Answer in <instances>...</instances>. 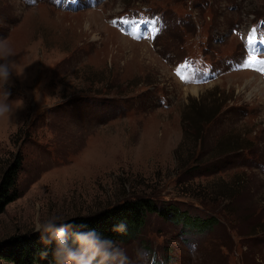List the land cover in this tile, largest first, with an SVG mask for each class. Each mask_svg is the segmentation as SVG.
<instances>
[{
	"label": "rangeland",
	"instance_id": "1",
	"mask_svg": "<svg viewBox=\"0 0 264 264\" xmlns=\"http://www.w3.org/2000/svg\"><path fill=\"white\" fill-rule=\"evenodd\" d=\"M262 41L264 0H0V241L144 196L216 221L147 214L127 264H264Z\"/></svg>",
	"mask_w": 264,
	"mask_h": 264
},
{
	"label": "trees",
	"instance_id": "2",
	"mask_svg": "<svg viewBox=\"0 0 264 264\" xmlns=\"http://www.w3.org/2000/svg\"><path fill=\"white\" fill-rule=\"evenodd\" d=\"M22 162L23 157L18 153L0 176V214L4 212L7 205L19 197L16 184ZM147 214H155L165 220L180 224L184 232L210 230L216 221L212 216L204 218L189 216L175 205H157L155 201L141 196L125 199L98 214L74 217L66 222L76 225L85 224L88 228L95 229L100 234L101 240L108 239L118 245L126 243L137 235ZM52 227L55 231L61 227V224L55 223ZM71 236L72 234L69 233L66 242H70ZM46 240L47 236L42 238L41 234L36 232L0 241V264H56L53 255L55 245L45 244Z\"/></svg>",
	"mask_w": 264,
	"mask_h": 264
},
{
	"label": "clouds",
	"instance_id": "3",
	"mask_svg": "<svg viewBox=\"0 0 264 264\" xmlns=\"http://www.w3.org/2000/svg\"><path fill=\"white\" fill-rule=\"evenodd\" d=\"M11 56L9 48L0 47V88L8 84L14 71ZM8 112L9 106L0 103V116ZM56 219L38 221L35 225V231L39 232L42 238L47 236L45 244L55 245L53 255L56 264H127L124 251L111 240H101L95 229H90L85 224L76 225L59 220L61 227L53 231L52 225ZM69 233L72 234L71 240L66 242Z\"/></svg>",
	"mask_w": 264,
	"mask_h": 264
},
{
	"label": "snow or ice",
	"instance_id": "4",
	"mask_svg": "<svg viewBox=\"0 0 264 264\" xmlns=\"http://www.w3.org/2000/svg\"><path fill=\"white\" fill-rule=\"evenodd\" d=\"M251 43V40H249V44ZM262 44H264V41L261 42Z\"/></svg>",
	"mask_w": 264,
	"mask_h": 264
}]
</instances>
